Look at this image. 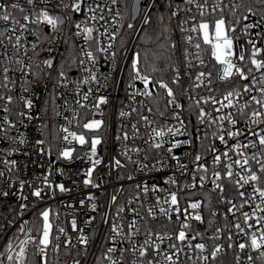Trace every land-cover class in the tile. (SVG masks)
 <instances>
[{
	"label": "built area",
	"instance_id": "1",
	"mask_svg": "<svg viewBox=\"0 0 264 264\" xmlns=\"http://www.w3.org/2000/svg\"><path fill=\"white\" fill-rule=\"evenodd\" d=\"M160 1L166 2L164 7L167 15L171 20L178 21L181 31L182 29H191L201 19L211 21L223 16L226 25L236 29L235 32H229V36L234 40V50L239 53L241 46L245 50V60L239 62L240 65L244 67L245 72L249 67L253 68L252 74L249 75V81L253 77L258 80L261 75H264V70L256 71L251 65L249 57L252 45L248 43L251 40L257 48L264 49V6L261 13L255 12L253 15L247 12L242 16L241 22H235L233 21L236 13L234 8L238 0H208V14L203 18L199 15L195 3L189 5L186 0H144L140 15L133 23L134 27L127 29L126 0L117 4H112L111 0H83L79 12H73L71 8L64 9L60 5V0H35L33 4L28 3V0H0V4L5 5L7 11L21 23H25L22 19L23 15L27 14L35 19V13L42 10H47L51 15L63 19V23L58 24L55 33L46 23L29 24V31H22L17 25L0 20V33H3L0 39L4 40V45H0V96L5 97L4 100H0V173L3 174L0 175V193L8 192L7 197L0 194V253L4 251L6 242L15 230L20 231V237L11 245V251L7 250L3 253L0 264H18L15 253L19 250L21 241L26 237L29 239L30 227L34 222L30 221V218L37 215L42 220L41 213L46 209L51 210L50 220L53 224V236L59 235L60 238L59 240L53 239L52 245L45 253H38L36 247L37 264H42V255L47 256L48 264L59 262L60 264H76L77 261L79 264H94L96 261L99 264H110L106 259L108 255H111L113 259H118L122 264H148L149 260L154 261V264H169L164 259L163 253L171 254L174 251L169 248L172 243H177L182 248L178 264H205L201 257L209 255L210 251L217 246L222 247L224 251L219 255L217 261L210 259L208 264H221L228 255L234 256V263H236L237 257L239 264L262 263L257 259L259 253L250 248L241 252L238 248L240 243L245 242L246 237L234 227L237 222H240L244 227L241 213L235 212L233 215L228 211L231 205L227 203V199H231L237 205L240 203L231 181L227 178L220 181L225 188L223 194L219 192V189H215L211 181L213 171H220L223 174L226 171L225 165L231 163V160L221 156V162L216 165L213 163V155L227 151L237 142L248 143L249 140H256V137L248 134V128L264 135V132H261V129H264V124H252L247 116H241L235 108L221 109L220 112H217L215 109L220 108V104H213L211 100L208 103H203V99L209 97H214L218 101L222 100L223 96L234 87L242 91V86L248 84L249 81L240 80L238 77H233L229 81L220 80L218 74L220 65L216 64L211 57L210 47L203 43L202 36L191 31H182L185 47L184 58L174 67L175 75L177 69L180 72L179 84H173L172 81L168 83L175 93L176 102L182 107L176 108L169 104L168 101L171 98L154 81L149 85V89L153 91L152 97L134 94L138 91L143 92L144 85L138 79H133L134 72L131 67L134 60L132 58L133 49L140 32L146 25L144 20L146 18L149 20L152 10ZM63 2L71 4L73 0H63ZM216 2L220 3L223 12L217 9L215 13L220 15L212 19L215 13L211 12V6ZM199 3L203 4L204 0H199ZM12 5H18V8H13ZM96 5H100V8H97L95 13L91 12L90 8H96ZM20 8L24 11H19ZM101 9H103L102 12ZM173 12H176V15H173ZM3 14L0 12V15ZM93 15L97 16L96 20L91 18ZM101 15L104 16V20L99 19ZM244 16H248V19L245 20ZM76 24L81 25L80 29L76 28ZM249 24L258 26L246 28V25ZM13 27L16 28L15 33L12 31ZM84 27L94 29V39H86V33L83 32ZM77 32L80 34L77 35ZM102 33L105 34L102 35ZM17 35L21 37V48L18 51L8 40V37L12 36L14 42ZM112 35L116 37L114 41L109 38ZM188 36L193 38L191 44L187 42ZM98 41L100 46L105 48L109 44L113 46L108 48L107 52H99L97 51ZM197 42L201 44L200 49L195 47ZM33 43L36 44L34 50ZM87 51H91L95 55V64H92L84 55ZM113 51L117 53L114 60L110 56ZM198 54L204 60V65H201L197 60ZM64 56L69 59L67 72H64L66 78L60 76V73L63 72L60 69V59L62 60ZM256 59L264 60V52ZM17 60L23 61V64L27 66L23 72L20 70L21 65L15 63ZM46 60H52L51 67L44 64ZM81 61L84 63L81 64ZM189 62L191 67H189ZM5 67L9 69L7 73L9 80L7 81L4 79ZM201 71L211 72L212 76L210 82L209 78L205 77L203 85L196 87L198 82L195 77ZM92 74H95V80L90 78ZM85 79L88 80L87 84L83 82ZM252 87L253 91L243 93L238 102V105L245 101L249 103L250 107L246 109L248 115L253 110L264 111L260 105L251 100L252 96L261 98L259 89L264 85L257 83ZM85 94H88L87 101L83 99ZM51 95H54L56 99L59 134L56 148L52 152L46 149L44 138V111ZM8 96L13 98L11 104L7 103ZM99 97L106 98L107 102L97 108L96 103ZM28 100L32 101L31 109L26 107ZM195 100H201L199 106L194 103ZM81 105L86 106L82 107ZM5 106L8 108L7 112L4 111ZM201 108L206 113H210L212 118L232 112L238 123L233 127L228 121H224L223 130L219 127V121L212 124L208 117H205L204 122L200 123L198 114ZM121 112L128 115L121 116ZM174 112L179 113L184 121L187 129L186 134L176 136L169 134L164 137L165 143L161 149L154 148L152 145L156 141L153 140L152 129L164 128L166 130L167 127L179 126V121L172 119ZM20 113H24V115H20ZM145 116L148 121L142 119ZM29 117L31 118L29 119ZM92 120L103 121L99 131L83 127L85 123ZM6 121H10L11 125H15V127ZM133 125L139 130L138 133L133 129ZM65 127L70 132L84 134L88 143L80 145L76 141L71 144L64 141L62 138L66 133L62 129ZM237 129H242L245 135L237 139H230L227 132L224 131H236ZM125 133L129 137L127 140L122 138ZM221 134L225 135L227 147L218 139ZM94 137H99L102 141L97 146L96 157L101 160V163L95 167L91 180L93 183L99 184L100 187L84 184V180L88 179L85 173L92 166L86 153H90L91 139ZM21 140L23 143L20 142ZM40 140L44 143L37 144V141ZM177 140L192 141L191 145L184 144L173 150L174 154L180 156L181 161L188 165L185 175H181L176 169V161L172 160L171 154L167 152L171 143ZM66 147L76 149L71 161L65 160L59 155L61 150ZM137 148L140 149L139 153L133 151ZM211 148L217 151L213 153L209 150ZM245 151L251 155L253 151L259 153L260 150L258 147L257 149L248 148ZM196 155L202 157L199 162H194ZM128 156L138 163H130ZM229 156L233 159L236 158L233 152H229ZM115 159H119L125 167L117 168L114 164ZM161 161L163 163H160ZM141 164L148 167L140 171ZM199 165L206 166L209 169L208 173L195 172ZM256 167L253 164V170ZM233 170L234 172L241 171L236 165H233ZM194 173L197 178V187L195 189L184 188L182 191L181 188L184 185H190L193 182ZM129 175H132L134 179L128 180ZM200 175L207 177L204 187L199 186ZM170 178L176 180L175 185L168 183ZM232 179H236L235 175ZM21 182H23L22 189ZM48 183L53 186L52 189L47 187ZM60 184H63L69 191L60 192L56 187ZM137 184H146L150 189L155 187L160 190L156 192L150 190L145 194L142 188L136 187ZM261 186L264 187V185ZM36 189L43 190L41 198L32 195ZM241 190L246 194H251L252 186L251 184L246 185ZM171 192L177 193L182 210L190 202H202L200 209H189V213L199 212L203 217V223L189 220L191 229L185 231L189 237L187 243L193 246L203 243L206 250L201 252L194 247L180 245L175 239H165L161 242L153 236V242L158 244L161 249L159 254H156L153 249H149L147 257H141L138 252L133 253L130 250L121 252L122 249H130L133 242L137 246L143 244L146 239L144 225L151 227L154 233L169 234L173 237L181 230L183 213L180 221H177L175 214L169 221L159 213V206H156L155 203L157 197L163 203ZM25 196L27 200L24 199ZM89 196H94L95 199L89 200ZM112 196H116L115 203L111 200ZM221 196L224 197L223 202ZM259 202L257 196L251 207L245 205L241 211L252 213L255 204ZM25 204L28 207L23 209L21 206ZM93 204L96 205L95 211L92 210ZM163 206L169 207L167 204H163ZM120 207L125 211L118 216L117 209ZM149 207L153 208L157 219H151L148 214ZM133 209L135 212L132 211ZM257 215L264 216V213L258 212ZM133 218L138 221L137 226L141 227V233L131 237L130 240H122L117 236L114 244L112 237L115 234L111 231L113 223L124 224L123 231L128 233L129 229L126 225ZM73 219L77 223L76 231H73L71 227ZM89 220L91 223H88ZM106 220L107 222H105ZM249 223L255 224V218ZM60 227L65 229L67 237L58 233ZM260 227H264V222ZM246 231L248 230L246 229ZM251 231H257V229L254 228ZM81 235L88 237L87 246L80 242ZM192 235L196 236L195 240L191 239ZM229 235L232 236L231 242L228 240ZM67 239L71 240L70 244L66 243ZM38 243L39 240L35 246ZM229 243L232 247L228 246ZM28 244L25 245L26 248ZM56 244L59 245L58 250L53 248V245ZM109 247H116L118 251L107 253ZM248 254L254 257L253 261L248 260ZM9 255L13 257L11 261L7 260Z\"/></svg>",
	"mask_w": 264,
	"mask_h": 264
},
{
	"label": "snow or ice",
	"instance_id": "2",
	"mask_svg": "<svg viewBox=\"0 0 264 264\" xmlns=\"http://www.w3.org/2000/svg\"><path fill=\"white\" fill-rule=\"evenodd\" d=\"M119 2H122V0H111L112 4H117ZM257 4H264V0H255ZM28 3L33 4L35 3V0H28ZM83 3V0H73V3L71 4H65L63 0H60V5L63 6L64 9L71 8L73 12H79L81 11V5ZM186 3L191 5L195 3L197 9L199 10V15L203 18L208 14V0H204V3L201 4L199 3V0H186ZM242 5H236V7H241ZM13 8H18V5H12ZM100 8V5H96V8H90V11L95 13L96 9ZM217 9H220L221 12H223V9L221 8V5L219 2L213 3L211 6V12L215 13ZM190 10V9H189ZM19 11L23 12L24 10L22 8L19 9ZM103 9H101V12ZM109 11H111L109 9ZM137 11L136 8V0H133V12H132V19H135V12ZM247 11L249 13H252L255 15V12L251 7L247 8ZM0 12H3V15H0V20H3L4 22H10L13 25H17L20 30L22 31H29L28 25L29 24H40V23H46L51 27V31L55 33L58 29V24L63 23V19L59 16H53L49 13L47 10H42L40 12L35 13V19L32 18L30 15H23L22 19L25 23H21L20 20L16 19L15 16H13L11 13L7 11V8L5 5L0 4ZM119 15V13H117ZM173 15H176V12H173ZM93 20L97 19L96 15H93L91 17ZM245 20L248 19V16L243 17ZM100 20H104V16L101 15L99 16ZM195 18L193 17V20ZM150 21L146 18L144 20V23L147 24ZM187 22V21H186ZM77 29H80L81 25L76 24L75 25ZM128 28L132 29L134 27L133 23H128ZM258 25L256 24H249L246 25V28H254L257 27ZM13 33H15L16 28L13 27L12 29ZM93 31L94 29L92 27H84L83 32L86 33V39L87 40H92L94 39L93 37ZM98 31V30H97ZM182 31H191L194 33H198L202 36V41L205 45H208L210 47V54L211 57L215 60L216 64L220 65V68L218 70L219 74V79L222 81H229L232 80L233 77H238L240 80L243 81H249V75L252 74L253 68L249 67L247 69V72H245L244 67L240 65L239 62H243L245 60V50L243 46L240 47V52L237 53L234 50V40L231 36H229V32H235L236 29L234 27L229 28L226 25V21L223 18V16L214 19V20H207V19H201L199 23L194 24L191 29H182ZM77 35L80 33L77 32ZM105 33H102L104 35ZM3 33H0V36H2ZM46 39L49 37H45ZM111 40H115V36L112 35L109 37ZM8 40L10 43H13V48L15 50H19L21 48V37L16 36L15 41L13 42L12 36L8 37ZM193 38L191 36L187 37V42L189 44L192 43ZM249 44L252 45V50H251V56L249 57L250 63L252 66H254L256 71H261L264 70V60H259L256 59L257 56H259L262 52H264V49L257 48L255 43L251 40L248 41ZM97 51L99 52H107L108 48H111L113 45L109 44L107 48L100 46L99 41L97 42ZM0 45H4V40L0 39ZM36 44L33 43L32 48L33 50L35 49ZM173 47H175L173 45ZM195 47L197 49L201 48V44L197 42L195 44ZM6 55V51H5ZM84 55L88 58L89 61L92 62V64L96 63V57L91 51H87L84 53ZM117 53L116 52H111L110 56L114 60L116 57ZM197 60H199V63L201 65H204V60L197 55ZM9 63H11V60H9ZM16 64L21 65V72L24 71V68L27 67L26 65L23 64V61L17 60L15 61ZM84 61H81V64H83ZM44 64L47 67L52 66V60H46L44 61ZM140 57L139 54H136L135 59L132 62V70L134 72V77L133 79H138L141 81L144 85V91L143 92H137L134 94H140L146 97H152L153 96V91L149 89V85L153 84V81L149 78L148 75L142 74L140 67ZM191 63L189 62V67H191ZM154 71L156 69H153ZM9 69L7 67L4 68V73L5 77L4 79L7 81L9 80V77L7 76ZM89 71H91L89 69ZM60 76L62 78H66L64 72L60 73ZM212 76L211 72H204L201 71L199 72L195 80L198 82L196 83V87H201L203 85V79L205 77L209 78L210 82V77ZM92 80H95V74H92L90 77ZM180 80V72L177 69L176 70V75L175 78L172 80L173 84H179ZM85 84L88 83V80L85 79L83 81ZM257 83L260 85H264V75H261L259 79L253 77L251 81H249L248 84H244L242 86V91L238 88H233L231 91H228L224 96L222 100H216L214 97H209V98H204L203 103H208L209 100H211V103L213 104H220V108H216L215 110L217 112H220L221 109H227V108H235L237 112L241 116H247V119L251 121L252 124L259 125V124H264V111L261 110H253L251 111L250 115L246 113V109L250 107L249 103L245 101L243 104H239L238 102L242 97L243 93H251L253 91V87ZM156 84H158V87L161 89H164L166 91V94L168 97L171 99L168 101L169 104L174 105L176 108H181L182 105L176 102V96L173 91V89L169 86L168 83L161 81H156ZM252 85V86H250ZM6 86V85H5ZM130 87L132 85H129ZM27 91V89H25ZM260 91V96L261 98L258 99L256 96H252L251 100L255 102V104L260 105L261 109H264V87H261L259 89ZM5 97L0 96V100H4ZM12 97L8 96L6 98L7 103L11 104L12 103ZM83 99L85 101L88 100V94H85L83 96ZM191 99V97H189ZM227 101V103H225ZM235 101V102H234ZM79 103V101H77ZM106 98L104 97H99L97 99L96 107L99 108L101 104L106 103ZM194 103L199 106L201 103V100H195ZM82 107H85L86 105H81ZM26 107L31 109L33 107L32 101L28 100L26 101ZM135 110V109H133ZM4 111L7 112L8 108L5 106ZM151 111V109H149ZM20 115H24V113H20ZM121 116L128 115L127 113L121 112ZM205 117H208L209 122L212 124H216L219 121V127L223 130V122L228 121L233 127L236 126L238 121L234 118V114L232 112L227 113L226 115H220L218 118H212L210 113H206L202 108L199 111L198 114V119L200 123L204 122ZM31 117H29L30 119ZM143 120L148 121V118L142 117ZM172 119H175L179 121V126L178 127H167L165 130L164 128H159V129H152L153 132V140L156 142L152 145L156 149H161L163 147V144L165 143L164 137L168 136L171 134L172 136L176 135H185L186 134V125L184 124V121L181 119L180 114L177 112H174L172 115ZM6 123H9L11 125L10 121H6ZM150 123V122H149ZM103 124V121L100 120H92L88 123H85L83 127L88 130H93V131H99ZM12 127H15V125H11ZM133 129L135 132L138 133V129H136V126L133 125ZM63 132L66 133V135L63 136V140L66 141L67 143L71 144L73 141L78 142L80 145H84L88 143V141L85 138L84 134H77L75 132H70L67 127L62 129ZM227 132V136L230 139H237L238 137L245 135L244 131L242 129H237L236 131H230V130H224ZM261 132H264V129H261ZM248 134L251 136L256 137V140H249L248 143H243V142H237L235 145H233L231 148H228L227 151L222 152L219 155L214 154L213 155V163L218 165L221 162V156L227 158L228 160H231V163H227L225 165L226 171L222 174L220 171H213L212 176V184L215 186V189H219V192L221 194L224 193L225 188L220 181L224 178H227L228 180L231 181L232 187L235 190L237 197L240 200L239 205L233 203L231 199H227V203L231 205L229 207L228 211L235 215V212H240L241 217H242V223L244 227L241 226L240 222L235 223L234 227L239 231V233L243 234L246 239L245 242L240 243L238 245V248L241 252H245L246 249H251L257 253H259V256L257 259L261 260L262 264H264V227H260L261 223L264 222V216H259L257 213H264V187L261 185H264V135H262L260 132L254 131L252 128H248ZM215 135V133H213ZM71 137V139H69ZM120 139V137H117ZM124 140L129 139L127 133H125L122 137ZM196 138V137H194ZM219 141L224 144L227 147V141L225 139V135L221 134L218 136ZM23 143V140L20 141ZM101 139L99 137H94L91 139V148H90V153H86V157L89 161H91L92 166L87 170L85 173L88 179L84 180L85 185L91 184L93 187H100L99 184H95L92 182L91 177L92 173L95 170V167L101 163V160L96 158L97 157V146L101 144ZM44 141L40 140L37 141V144H43ZM192 141L191 140H177L174 143H171V146L167 148V152L171 154V159L176 161V169L180 172L181 175H185L188 169V165L183 163L181 161V157L178 155H175L173 150L175 148H179L184 144H189L191 145ZM259 147V153L256 151H253L251 155H248L246 153V149L252 148V149H257ZM213 153H215L217 150L214 148L209 149ZM75 148H64L61 150L59 155L64 158L65 160L71 161L73 157V152H75ZM133 151L139 153L140 149H133ZM229 152H233L235 155V159L233 157L229 156ZM127 156V153H125ZM128 161L130 163H138L137 161H133L131 156H128ZM201 155H196L194 157V162H199L201 160ZM13 165L15 162H12ZM160 163H163L162 161ZM114 164L117 168H123L125 165L121 163L119 159H115ZM253 164H255L257 167L255 170H253ZM233 165L239 166L241 169L240 172H234L233 170ZM148 166L145 164H141L139 166V170L143 171L146 169ZM209 169L204 166V165H199L196 169L195 172H203V173H208ZM243 173V174H241ZM0 175H3L0 173ZM235 175L236 179H232L233 176ZM128 180L134 179L132 175H129L127 177ZM196 175L195 173L192 176V183L190 185H184L181 190L183 191L184 188H191L195 189L197 187L196 183ZM207 179L206 175H200L199 176V186L204 187V181ZM168 183L175 185L176 180L175 179H169ZM251 184L252 186V193L251 194H246L245 191H242L241 189L245 188L246 185ZM21 189L23 188V182L20 184ZM47 187L49 189H52L53 186L48 183ZM60 192H66L69 191V189H66L63 184L57 185L56 186ZM137 188H142L143 192L147 194L150 190L153 192L159 191L160 189H157L155 187L149 188L148 185L144 184H137ZM42 189H36L32 192V195L35 196L36 198H41V193ZM3 196L7 197L8 192H2L0 193ZM259 197V203L255 204V207L253 208L252 213L246 212V211H241L245 205H248L249 207L252 206V202H254L257 198ZM25 200H27V197H24ZM89 200H94V196H89ZM190 199V197H189ZM111 200L113 203L116 202V196H112ZM222 202L224 201V197L221 196ZM156 206H159V213L166 217L169 221L172 219V215L175 214L177 217V221H180L181 215L183 213V221H181V230L173 237L172 235L169 234H164L160 235L158 233H154L152 228L144 225V234L146 236V239L143 241V244L137 246L134 242L132 243V246L130 249H122L120 250L121 252H126V251H131L133 253L138 252L141 257H147L149 255V249H153V251L156 254H159L161 252V249L159 248V245L153 242V236H155L156 240L163 242L165 239L168 240H173L175 239L176 241L179 242L180 245L187 246L189 248L194 247L196 249H199L201 252H204L206 250V246L203 243H198L195 244L194 246L191 245L190 243H187L188 241V233L185 231L186 229H191V225L188 223L189 220H195L203 223V217L199 214V212H194V213H189V209L192 210H198L202 206L201 201H195V202H190L186 207L181 209L180 206V201L178 199V195L176 192H171L169 197L165 198L163 203L161 202L160 198H156ZM163 204H167L169 207L165 208ZM23 209H26L28 206L22 205L21 206ZM92 210H96V205H92ZM50 209H46L42 211L41 216H42V227H37L36 231L37 234L39 235V243L36 245L37 247V252L38 253H45V251L49 248L50 245H52L53 239L59 240V235L53 236V224L50 220ZM125 209L120 207L117 209V215L121 212H124ZM135 212V209L132 210ZM148 214L151 217V219L155 220L157 219L156 213L153 211L152 207L148 208ZM255 218V224L249 223V221H252ZM239 219V218H238ZM107 222V220L105 221ZM88 223H91V220L88 221ZM138 221L133 218L131 221L127 223V228L129 229L128 233H124L123 228L124 224H115L111 226V231L112 233L115 234V236L112 237V241L115 244V237L119 236L122 238V240H130L131 237L137 236L141 233L142 229L141 227H138ZM71 227L73 231L77 230V223L76 220L73 219L71 221ZM227 227V226H226ZM257 229V231H251L252 229ZM246 229L248 231H246ZM23 231V229H21ZM82 231V230H81ZM219 231V229H217ZM58 233H62L67 237V233L64 228L60 227L58 228ZM191 239L195 240L196 236L192 235ZM79 240L82 244L87 246L88 244V237L81 235L79 237ZM229 242L232 240V236H228ZM29 242L36 244V240L31 237V234H29V239H26L24 241H21V246L19 249V252L17 253V260L18 264H24L25 261V247L24 245H27ZM67 244L71 243L70 239L66 240ZM229 247H232L231 243L228 245ZM9 251H11V245L8 246ZM54 250H58L59 245H53ZM170 249H173L174 251L169 254L168 252H164L163 256L166 261L169 262V264H178L179 261V256L182 251V248L178 246L177 243H172L169 245ZM118 251L116 247H109L107 249V253H114ZM224 251L222 247H214L209 255L202 256L201 259L205 262V264H208L209 260L211 261H217L219 255ZM175 257V259H174ZM248 260L253 261L254 257L251 254H248ZM13 257L11 255L7 256V260L11 261ZM106 259L110 262V264H122L121 261L118 259H113L111 255L106 256ZM42 264H48L47 256L42 255ZM76 264H79V261L76 262ZM148 264H154V261L149 260ZM236 264H239V258L237 257Z\"/></svg>",
	"mask_w": 264,
	"mask_h": 264
},
{
	"label": "trees",
	"instance_id": "3",
	"mask_svg": "<svg viewBox=\"0 0 264 264\" xmlns=\"http://www.w3.org/2000/svg\"><path fill=\"white\" fill-rule=\"evenodd\" d=\"M132 3L133 0H126L128 9L127 25L130 23ZM165 3V1L158 2L152 10L149 17L150 22L140 32L132 53L133 59H135L136 54H139L141 73L148 75L155 83L161 80L169 83L173 80L175 76L174 67L184 58L185 52L183 33L179 27L180 25L178 21L175 22L169 18L165 11ZM236 5L242 6L234 8L236 13L233 21L235 22H241L242 16L248 12V7H251L256 13H261L264 6V4H257L255 0H238ZM214 15L212 19L218 17L220 14L215 13ZM221 15L223 14L221 13ZM127 29H129L128 26ZM68 60L66 56L62 60L60 59L61 71L67 72ZM153 69L156 70L154 71ZM44 116L45 147L52 152L56 148L59 137L56 99L54 95H51L46 103ZM30 221H34L30 227V234L37 242L39 235L37 234L36 228L41 227L43 221L37 215L30 218ZM24 264H37L36 246L31 242L25 250ZM55 264H60V262ZM94 264L99 263L96 261ZM221 264H236L234 263V256H226Z\"/></svg>",
	"mask_w": 264,
	"mask_h": 264
},
{
	"label": "rangeland",
	"instance_id": "4",
	"mask_svg": "<svg viewBox=\"0 0 264 264\" xmlns=\"http://www.w3.org/2000/svg\"><path fill=\"white\" fill-rule=\"evenodd\" d=\"M20 231L18 229L15 230V232L9 237L8 241L6 242L5 246H4V251L2 253H0V261H1V257L3 255V253L7 250H9L8 246L12 245L14 242L17 241V239L20 237ZM28 239L27 237L25 239H23L22 241ZM21 246V244H20ZM19 246V247H20ZM24 247L26 248V246L24 245ZM20 249V248H19ZM19 252V250L15 253V256L17 258V253Z\"/></svg>",
	"mask_w": 264,
	"mask_h": 264
},
{
	"label": "water",
	"instance_id": "5",
	"mask_svg": "<svg viewBox=\"0 0 264 264\" xmlns=\"http://www.w3.org/2000/svg\"><path fill=\"white\" fill-rule=\"evenodd\" d=\"M143 1L144 0H136L137 11L135 12V19L134 20L132 19V12H133V3H132V10H131V22L132 23H134L138 19L140 12H141V9H142V6H143Z\"/></svg>",
	"mask_w": 264,
	"mask_h": 264
}]
</instances>
